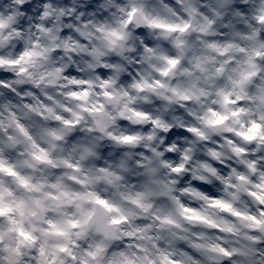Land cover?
<instances>
[{"label": "clouds", "instance_id": "9594fccd", "mask_svg": "<svg viewBox=\"0 0 264 264\" xmlns=\"http://www.w3.org/2000/svg\"><path fill=\"white\" fill-rule=\"evenodd\" d=\"M0 264H264V0H0Z\"/></svg>", "mask_w": 264, "mask_h": 264}]
</instances>
